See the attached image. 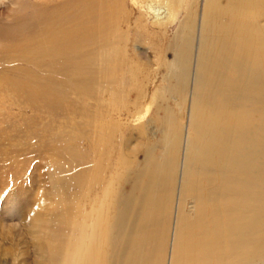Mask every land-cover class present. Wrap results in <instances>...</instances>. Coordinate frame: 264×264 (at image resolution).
<instances>
[{
    "label": "rangeland",
    "instance_id": "rangeland-1",
    "mask_svg": "<svg viewBox=\"0 0 264 264\" xmlns=\"http://www.w3.org/2000/svg\"><path fill=\"white\" fill-rule=\"evenodd\" d=\"M146 1L0 0V264H186L204 221L238 264L239 194L264 264V0Z\"/></svg>",
    "mask_w": 264,
    "mask_h": 264
},
{
    "label": "bare ground",
    "instance_id": "bare-ground-1",
    "mask_svg": "<svg viewBox=\"0 0 264 264\" xmlns=\"http://www.w3.org/2000/svg\"><path fill=\"white\" fill-rule=\"evenodd\" d=\"M226 1V0H225ZM242 2V0H227V2H226V4H233V5H235V7H239V9H240V11H238V14H236V16H240L241 17V14H240V12L242 13V7H240L241 6V2ZM246 1V0H245ZM205 2H206V0H203V3L205 4ZM224 2V1H223ZM208 3V2H207ZM216 3V2H215ZM225 4V3H224ZM242 4H243V2H242ZM248 5H250V4H248ZM218 6V5H217ZM228 6V5H227ZM144 7L149 11V13L155 18V20H164L163 21V23L165 22V21H169V20H171L172 22L173 21H175L177 18H176V16H178V15H174V13H173V9H171V6H169V4L167 3L166 4V6L165 5H162V4H160L159 2L157 3V2H155V1H153V0H149V1H146V2H144ZM215 8V7H214ZM235 10L236 9H234V12H235ZM202 12H203V14H204V9H202ZM223 12V11H222ZM232 12H233V10H232ZM234 12H233V16L235 15L234 14ZM245 12H247V11H245ZM178 14V13H177ZM248 15V14H247ZM250 15V14H249ZM250 16H252V15H250ZM243 19L244 18H247V19H249V17L247 16L246 17V15H244L243 17H242ZM241 18V19H242ZM237 19H239V18H237ZM237 19H234L232 22H234L233 24V27L235 28V25L237 26V24H238V21H237ZM247 19H246V21H247ZM192 20V19H191ZM251 20V18L249 19V21ZM245 21V22H246ZM249 21L247 22V23H249ZM202 23H204L203 22V15H202V19H201V21H200V25H199V28H200V34L202 33V31H201V29H202ZM242 23H243V21H242ZM251 23V22H250ZM245 25V24H244ZM239 26H241V27H243L241 24H239ZM238 27V26H237ZM205 28V27H204ZM233 28V29H234ZM240 28V27H239ZM245 28V27H244ZM243 28V29H244ZM204 30V29H203ZM251 30V31H250ZM241 31V30H240ZM244 31V30H243ZM249 31H250V33L252 32V29H251V27L249 28ZM256 31V30H255ZM246 32H247V30H245L244 31V33L246 34ZM257 33V32H256ZM244 34V39H245V35ZM252 34V33H251ZM199 35V34H198ZM253 35H255L256 36V34H253ZM240 36V35H239ZM239 36H235L233 39H234V42H239L240 40H237V39H241L242 40V38H241V36L239 37ZM237 37V38H236ZM253 37V36H252ZM228 39V38H227ZM257 39H258V37H257ZM231 40V39H230ZM248 40V39H247ZM245 41V40H244ZM230 42V41H229ZM233 41H231V43H232ZM245 42H247V41H245ZM252 42V41H251ZM237 43H235V44H237ZM240 43V42H239ZM244 43V42H243ZM242 43V44H243ZM239 45V44H238ZM229 46V45H228ZM252 46H253V44H252ZM232 49V48H231ZM199 50V49H198ZM227 54V53H226ZM229 54V53H228ZM203 55V54H202ZM199 56V55H198ZM203 57V56H202ZM225 58V57H224ZM199 60H202V59H199ZM228 57H226L225 58V62H224V65L226 64V63H228ZM195 62V61H194ZM200 62V61H199ZM236 62V61H235ZM204 64V63H203ZM214 64V63H213ZM197 65H198V63H197ZM227 65H229V64H227ZM206 66V65H205ZM237 71V70H236ZM238 72V71H237ZM237 74V73H236ZM239 77V76H238ZM194 82H196V80H194ZM221 84L224 86V81H222L221 82ZM200 85V84H199ZM194 86H196V84H194ZM201 87V86H200ZM212 88V87H211ZM221 90H219V91H223V88H220ZM264 89V88H263ZM202 90V89H201ZM200 90V91H201ZM196 97V96H195ZM204 101V100H203ZM195 113V112H194ZM205 138H207V137H205ZM186 143V142H185ZM191 144V143H190ZM201 145V144H200ZM191 146V145H190ZM211 151H212V149H211ZM196 152V151H195ZM215 152V151H214ZM227 152V151H226ZM202 155H204V154H202ZM206 156V155H205ZM216 156V155H215ZM207 159V158H206ZM202 162V161H201ZM209 163V162H208ZM203 164V163H202ZM233 167V166H232ZM221 168V167H220ZM174 169V168H173ZM213 170H214V168H213ZM188 173V172H187ZM189 174V173H188ZM183 185H185L183 182H182V186ZM247 186V185H246ZM197 189V188H196ZM185 195H187V192H186V194ZM243 196H244V194H243ZM246 196V195H245ZM257 197H259V196H257ZM153 198V197H152ZM241 196H240V194L235 198V200H233V201H230L229 202V206H228V208H230L229 210H230V212L227 214V217H226V220H224V223L222 224V225H220V226H216L217 228H215V230H216V236H219V234H220V236L221 235H223V236H221V240H223V238L226 240V243L228 244V250L227 251H223V253L224 254H222L221 253V255H225V257L228 259H230L231 257H232V259H233V261L235 260V263L237 262L238 264L239 263H245L246 262V260L248 261L249 259H251L252 258V254H251V252L253 251V249H251L250 247H252V246H249V242H246L247 240H248V238L251 240V241H253L252 240V238H253V236L252 235H255V233H259L260 234V230H261V227L263 226L262 225V220L260 219V218H257L256 216V218L258 219V220H256V219H251L252 221H250V217L248 218V215L246 216H244V214H243V208L244 207H242L241 206ZM244 201V200H243ZM246 202V205H247V201H245ZM151 203V202H150ZM243 203V202H242ZM253 203V202H252ZM255 203V202H254ZM257 203H259V202H256V204ZM245 204V203H244ZM243 204V205H244ZM255 204V205H256ZM260 204V203H259ZM153 205H156V204H153ZM188 206H190V205H188ZM227 206V205H226ZM248 206V205H247ZM246 206V207H247ZM253 206H254V204H253ZM154 207V206H153ZM138 208V207H137ZM189 208V207H188ZM190 208L192 209V211H193V213H192V215H190V216H193V218H196L195 220H197V218H198V210L197 209H194V206H190ZM190 209V210H191ZM138 210V209H137ZM140 210V209H139ZM228 210V209H227ZM248 210H249V208H248ZM247 210V211H248ZM251 210V209H250ZM250 210H249V212H250ZM204 211V210H203ZM153 212H156V211H154V209H153ZM201 212V211H200ZM134 213V212H133ZM138 214V213H137ZM220 214V213H219ZM135 215H136V213H135ZM155 215V214H154ZM137 216V215H136ZM135 216V217H136ZM204 217L203 218H205V220H208V219H210V220H214L215 221V217L213 216L212 217V219H211V216H209V217H206L205 215H203ZM155 217V216H154ZM139 218V217H138ZM202 218V219H203ZM253 218V217H252ZM143 219V218H142ZM151 219V218H150ZM144 220V219H143ZM145 221V220H144ZM144 221H142V222H144ZM148 221V220H147ZM205 222L206 221H204L203 222V229H205V230H207L208 231V229H206L205 227H208V225H209V223H207V225L205 226L204 224H205ZM148 225V224H147ZM205 226V227H204ZM210 226V225H209ZM197 227V229H199L200 230V228L198 227V225L196 226ZM195 227V228H196ZM144 228V227H143ZM263 228V227H262ZM203 229H201V231L203 230ZM141 229H139V231H140ZM142 231V230H141ZM207 231H203L202 232V234L201 235H203V237H200V236H198L197 238H196V233H197V231H196V233L194 232V234H193V236H195V238L196 239H192V241L190 242V256L188 257V259L186 258L187 257V255L185 254V260H187V262H186V264H224V262H223V260H224V258L222 259V258H220V259H218L217 257H216V251H215V249L213 250H211L210 248H208V246L209 245H211L213 242H214V239L212 238V237H210L208 234V232ZM200 233V232H199ZM209 237H208V236ZM137 236V235H136ZM215 236V237H216ZM219 236V237H220ZM261 236V235H260ZM248 237V238H247ZM255 237H258V235H256ZM260 237H258V239H259ZM255 240V239H254ZM135 241H137V240H135ZM249 241V240H248ZM250 241V242H251ZM147 242V241H146ZM251 244V243H250ZM144 245H145V243H144ZM154 245V244H153ZM226 245V244H225ZM210 247V246H209ZM258 247V246H257ZM256 247V248H257ZM146 248H148V247H146ZM252 248H254V247H252ZM149 249V248H148ZM148 249H147V251H148ZM251 249V250H250ZM255 249V248H254ZM143 250H144V248H143ZM257 251V250H256ZM184 252H185V250H184ZM226 252H228V254L226 253ZM183 253L181 252V256L183 257V255H182ZM94 255H97L96 254V252L94 253ZM215 255V256H214ZM230 255V256H229ZM218 256V255H217ZM101 257V256H100ZM121 258V257H120ZM232 259H230V260H232ZM126 260H127V262H128V264H146L144 261H138V258H137V256H134L133 254L132 255H128V257L126 258ZM227 261H229V260H227ZM94 262H95V259H94ZM230 262V261H229ZM229 262H227V264L229 263ZM117 263L118 264H120L121 263V261H120V259L119 258H117ZM96 264V263H95ZM230 264V263H229Z\"/></svg>",
    "mask_w": 264,
    "mask_h": 264
}]
</instances>
